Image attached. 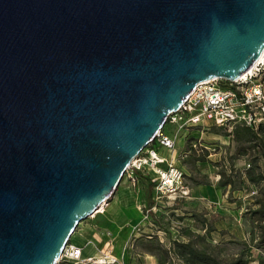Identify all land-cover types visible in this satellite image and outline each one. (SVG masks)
Listing matches in <instances>:
<instances>
[{
  "label": "water",
  "instance_id": "95a60500",
  "mask_svg": "<svg viewBox=\"0 0 264 264\" xmlns=\"http://www.w3.org/2000/svg\"><path fill=\"white\" fill-rule=\"evenodd\" d=\"M264 52V0H0V264H55L194 86Z\"/></svg>",
  "mask_w": 264,
  "mask_h": 264
},
{
  "label": "built area",
  "instance_id": "2783aa9c",
  "mask_svg": "<svg viewBox=\"0 0 264 264\" xmlns=\"http://www.w3.org/2000/svg\"><path fill=\"white\" fill-rule=\"evenodd\" d=\"M166 123L175 126L177 132L181 131L187 141V147L179 151L181 159L191 154L200 156L205 152L208 153L207 157L213 155L218 160L221 156L225 158L228 152L223 144H205L201 135L211 127L231 132L237 126L248 127L253 131H258L260 126H264V52L246 73L236 79L213 78L197 83L181 106L168 115ZM176 138V134L168 135L162 128L156 133L154 141L160 146L172 149ZM152 143L132 159L125 170L126 177L134 188L138 181L136 172L145 169L154 174L150 178L153 184V204L145 210V218L149 210H155L165 199L179 200L190 197V187L185 183L184 169L160 157ZM259 160L262 161V158ZM162 164L166 166L162 167ZM249 166L245 161L241 171L244 172ZM221 167L230 172L231 166L227 161H223ZM219 178L220 175L217 174L216 181ZM87 262L124 264L108 254L98 258H83L81 249L71 242L65 245L55 264Z\"/></svg>",
  "mask_w": 264,
  "mask_h": 264
},
{
  "label": "rangeland",
  "instance_id": "374dc122",
  "mask_svg": "<svg viewBox=\"0 0 264 264\" xmlns=\"http://www.w3.org/2000/svg\"><path fill=\"white\" fill-rule=\"evenodd\" d=\"M163 131L169 135L176 134L177 137H182V132H177L175 126L168 123L164 124ZM201 136L205 144H208L207 142L219 144L225 142L223 145L227 148L228 155L225 158L221 156L219 160L213 155L207 157V152L203 154L205 158L202 160H194L193 156H188L185 159L179 158V163L184 166L186 171L185 183L189 187L198 188L215 186L221 191L224 190L225 194H222L214 203H211V199L204 194L196 196L194 193L192 194L193 197L190 193L191 198L179 200L165 199L159 203V207L155 210H149L146 218L144 217L146 214L145 210L149 207L141 206V211L137 210V215L133 218L134 226L130 228L134 231L132 254L142 255L144 251L140 242L144 238L151 236L155 237L164 248L169 249L171 242L174 240L185 239L183 237V230L185 229L190 230L194 236L204 235L206 240L216 246V250L225 259H230L232 254L242 250V246L238 242L249 239L248 231L250 226L246 220L245 213L246 208L252 205L253 197L256 195L258 189L252 184H246L242 190H235L229 195L230 187L223 188L219 186L218 188L216 186L218 185V181L215 179V176L219 174L223 161L233 164L236 169L241 170L243 168L245 161L248 162V159L246 156L238 153V149L240 146H248V143L243 142L239 144L232 136L228 135L226 130L219 127H211ZM227 142L229 144L228 147ZM152 145L157 146V143L153 141ZM259 163L261 170L264 171V163ZM195 182L200 183L195 184ZM139 187H143L144 189L145 183H140ZM125 188L131 190V186L124 173L115 192L106 202L112 200L117 193ZM251 191H255V193H250ZM147 203L149 204V201ZM93 220L94 218L91 217L81 220L71 234L68 242L75 243L76 238L81 234L85 237L87 236V238L91 237L89 232H83V227H91ZM126 227L124 226L122 229L117 228L116 232V236L119 235L123 239L120 243L123 246L127 244V238L125 237L127 236L125 232ZM210 228L214 229L207 233V230ZM119 230H123V233H120ZM139 260L142 263L144 259L140 257ZM178 262L171 253L169 254L168 262L164 264H178ZM91 264L95 263L91 262Z\"/></svg>",
  "mask_w": 264,
  "mask_h": 264
},
{
  "label": "trees",
  "instance_id": "16d2710c",
  "mask_svg": "<svg viewBox=\"0 0 264 264\" xmlns=\"http://www.w3.org/2000/svg\"><path fill=\"white\" fill-rule=\"evenodd\" d=\"M228 135L239 144L248 143V146H240L238 153L247 157L250 166L244 172L236 169L233 164H230V172L220 167L218 185L223 188L229 186V195L235 190H242L246 184H252L258 189L252 205L246 208L245 213L250 226L249 239L238 242L242 250L232 254L230 259H225L204 235L194 236L187 229L183 230L185 239L174 240L169 249L164 248L153 236L144 238L140 242L143 251L156 256L159 264L167 263L171 253L179 261L178 264H264V171L259 166V162L264 163V126H260L258 131L237 126ZM190 156L194 160L205 158L204 155ZM212 229L207 230V233Z\"/></svg>",
  "mask_w": 264,
  "mask_h": 264
},
{
  "label": "crops",
  "instance_id": "0c3cea01",
  "mask_svg": "<svg viewBox=\"0 0 264 264\" xmlns=\"http://www.w3.org/2000/svg\"><path fill=\"white\" fill-rule=\"evenodd\" d=\"M223 144H225V142ZM228 145L227 142V147ZM153 147L160 157L166 158L168 161L184 169V166L178 161L180 158V149L187 147V141L183 136L181 138H176L175 146L172 149L160 146L158 143L157 146L155 145ZM161 166L165 167L166 165L162 164ZM136 175L138 181L135 188L130 185L131 190L127 188L121 190L112 200L106 202L105 211L103 213H96L94 216H90L94 218L92 226L83 227V232H89L91 237L87 238V236L85 237L81 234L76 238L75 243H73L81 249V256L83 258H98L103 254H108L116 258L118 262L124 264H130V261L131 264H158L154 255L147 254L146 252H142V255L131 253L134 231L130 228L134 226L133 218L137 215V210L141 211V206L150 207L153 204V184L150 178L154 176V174L144 169L136 172ZM140 183H145L144 189L143 187H139ZM216 186L219 188V185ZM190 193L191 195L194 193L196 196L204 194L211 199V203L216 202L222 194H225L215 186H205V188L190 187ZM147 201H149V204ZM126 225L128 226L126 227ZM124 226L126 227L125 232L127 236L125 237L127 238V244L123 246L120 244L123 239L119 235L116 236V232L117 228L122 229ZM119 232L123 233V230H119ZM140 257L144 259L142 263H140ZM84 264H91V262Z\"/></svg>",
  "mask_w": 264,
  "mask_h": 264
},
{
  "label": "bare ground",
  "instance_id": "6f19581e",
  "mask_svg": "<svg viewBox=\"0 0 264 264\" xmlns=\"http://www.w3.org/2000/svg\"><path fill=\"white\" fill-rule=\"evenodd\" d=\"M157 155V154H156ZM106 201L102 202L97 209L93 212L91 216H94L96 213H103L105 211Z\"/></svg>",
  "mask_w": 264,
  "mask_h": 264
}]
</instances>
